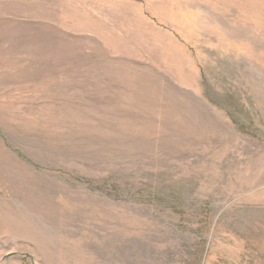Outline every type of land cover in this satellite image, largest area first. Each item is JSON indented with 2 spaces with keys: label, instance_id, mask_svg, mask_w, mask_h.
I'll list each match as a JSON object with an SVG mask.
<instances>
[{
  "label": "rangeland",
  "instance_id": "rangeland-1",
  "mask_svg": "<svg viewBox=\"0 0 264 264\" xmlns=\"http://www.w3.org/2000/svg\"><path fill=\"white\" fill-rule=\"evenodd\" d=\"M0 264H264V0H0Z\"/></svg>",
  "mask_w": 264,
  "mask_h": 264
}]
</instances>
